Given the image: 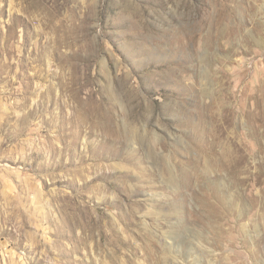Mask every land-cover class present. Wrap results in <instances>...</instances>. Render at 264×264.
Instances as JSON below:
<instances>
[{"label": "rangeland", "instance_id": "1", "mask_svg": "<svg viewBox=\"0 0 264 264\" xmlns=\"http://www.w3.org/2000/svg\"><path fill=\"white\" fill-rule=\"evenodd\" d=\"M0 264H264V0H0Z\"/></svg>", "mask_w": 264, "mask_h": 264}]
</instances>
